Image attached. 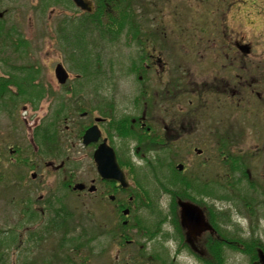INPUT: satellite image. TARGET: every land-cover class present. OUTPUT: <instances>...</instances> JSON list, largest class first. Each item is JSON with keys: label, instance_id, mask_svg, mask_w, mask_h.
I'll use <instances>...</instances> for the list:
<instances>
[{"label": "rangeland", "instance_id": "374dc122", "mask_svg": "<svg viewBox=\"0 0 264 264\" xmlns=\"http://www.w3.org/2000/svg\"><path fill=\"white\" fill-rule=\"evenodd\" d=\"M131 5L145 25L155 18L164 26V53L173 73L186 68L192 84L214 81L217 88L210 101L203 95L206 104L196 111L197 127L182 122L186 128L165 131L173 140L167 148L153 144L144 149L146 140L139 144L135 131L111 132L109 145L122 162L132 163L124 171L130 193L138 197L124 230L132 241L118 244V233L110 232L118 222L117 210L100 195L104 185L92 159L95 145H83L80 133L94 117L129 120L140 109L136 39L113 25L120 18L116 10H110L109 20H97L71 0H51L46 6L42 0H0V78L13 80L3 99L19 94V80L27 87L22 83L27 72L32 84L45 89L36 106L23 99L15 100V107L0 104V239L8 235L0 246L2 264H210L218 251L223 264H253L244 252L248 245L256 251L257 264H264V105L246 92L236 91L231 103L220 93L228 77L237 84L244 79L238 74L245 73V65L240 68L236 61L230 67L220 60L223 42L230 39L249 44L247 82L260 89L264 0H131ZM77 62L93 68L94 78L86 81ZM57 63L68 72L63 85L54 76ZM57 102L65 105L57 123L58 150L46 144L41 131ZM194 147L202 152L197 155ZM233 159L241 169L231 171ZM178 162L184 163L180 177L205 180L212 193L191 192L190 199L172 194L166 182L175 177L170 166ZM92 178L97 187L92 193H71L62 184L65 179L88 186ZM53 186L60 189L53 192ZM227 192L230 197L220 196ZM192 204L199 222L183 216V208Z\"/></svg>", "mask_w": 264, "mask_h": 264}, {"label": "flooded vegetation", "instance_id": "af4514ba", "mask_svg": "<svg viewBox=\"0 0 264 264\" xmlns=\"http://www.w3.org/2000/svg\"><path fill=\"white\" fill-rule=\"evenodd\" d=\"M135 13L138 15V33H141V35H138V38H141L142 40L137 43V55L134 62L137 64L136 69L139 72V84L143 83L135 91L137 97L140 95L142 105L140 109L138 108L136 110L134 117L129 119L130 127L139 134L146 136V138H144L146 142L143 144L148 145L154 142L158 145H169L170 143H173V140L165 135V131H171L177 127L186 128L187 126H184L182 122H188V125L192 124L197 127V121H195L197 117L196 111L199 107L203 108L204 106L205 100H203V95L206 94L209 100L210 97L216 95L214 88L216 89L217 86L214 85V81H211L208 85L203 84L201 87L197 86L198 82L196 81L192 84V79L188 72H186V68L182 69L179 67L176 69L177 73H173L172 68L170 67L172 61L164 53L166 50V43L168 42V34L164 29V26H159L161 22L155 18H153L148 25H145L139 20L142 14H138L137 10ZM117 29L121 30L122 28L120 29V27H117ZM214 41L215 39L212 37V46H215ZM243 43L244 42H239L236 39H230L226 43L223 42V46L225 45L226 49L222 50L224 55L222 59H220L222 63L227 62V65L232 67L231 65L236 61H239L240 68H243L245 65V73L243 75L238 74V77H244V79L239 81L241 84H237L232 76L228 77L229 83L228 85L221 87L220 93L231 103V100H233L231 97H233V94H235L236 91H238L239 95L246 92L245 95L247 98L251 96L259 97L261 98L262 105H264V59H260V66L258 65V68L260 67L259 77L261 79V86L258 90L251 87V81L247 82L248 75L250 76V73H247V71L250 70L251 67V61L248 58L250 47L247 53H242L241 45ZM236 53H239L240 57H236ZM224 83H227V80H224ZM230 84H232V87H229ZM240 87H243L245 90ZM137 106L138 104L135 105V107ZM105 119H108V123L105 122ZM116 119H118V117L110 115V118L101 117L99 122L100 124H106V127L101 130V132H103L102 137L104 139L102 140L107 144L112 140V138H109L112 136L110 135L112 133L108 131V125ZM89 124H92V122ZM114 133L115 134L113 135H117V132ZM216 142L219 141L217 140ZM140 143L141 141H139V144ZM39 144L42 145L40 142ZM116 150L117 149H115V153ZM116 156L117 159H120V155H117L116 153ZM63 165L64 164H62V167ZM126 174L128 173H125V176ZM92 180L94 181L92 178L90 179V182ZM99 181L102 184L101 186L104 185L100 195L105 196L107 202L110 205H113V208L117 210L118 222L115 224L114 230L118 233V238L123 239L126 243L129 241L131 242V239L126 238V235H124V230L129 225V216L132 211V206L134 202H138V197L128 191L129 186L123 188L115 180L99 179ZM71 184L72 183H69L68 186ZM84 184L86 183L84 182ZM52 188L53 192L60 189V187L57 186H53ZM85 189L86 186L79 192H84ZM124 210L128 211L127 214H123ZM134 226L137 228V223Z\"/></svg>", "mask_w": 264, "mask_h": 264}, {"label": "trees", "instance_id": "16d2710c", "mask_svg": "<svg viewBox=\"0 0 264 264\" xmlns=\"http://www.w3.org/2000/svg\"><path fill=\"white\" fill-rule=\"evenodd\" d=\"M43 1V5H47L51 0H42ZM95 3V10L93 13L91 14H85V16L93 18V19H97L99 20L100 18L102 19L103 17H107L109 20V17H112V15H109L110 12L112 10H116V12L118 13L117 15L120 17L113 25L114 26H122L123 32H125V34L128 35L129 39H136V42H141V38H138V35H141V33H138L139 29L137 28V26L139 25L138 23V15L135 13V10H133V7L131 5V0H94ZM111 10V11H110ZM116 16L114 15V18ZM85 21L80 20V27H85ZM1 25V24H0ZM82 30H84L82 28ZM133 64V63H132ZM75 65L80 69V71L83 73L82 77L86 78V81L89 82V80H91L92 78H94V76L91 78V75H95V73L93 72V68H89L90 66H87L85 64H81L80 62L75 63ZM81 65H84L81 66ZM136 63H135V67H136ZM86 68V69H85ZM88 70V71H87ZM34 71V70H33ZM87 71V72H86ZM29 78H26L25 82L22 81V83H27L28 85H26L27 87H23L21 86V82L19 80V82L17 83V87L19 94H13V96H8L5 100L3 99L4 95L7 92H10V88L9 85L10 83H13V80L10 79L9 77H4V78H0V104L3 105V108H8L9 106L15 107L16 106V101L15 100H28L31 101L32 100V104L34 106H36V103L39 101V99L43 96L45 89H43V87L37 85L32 84L31 80H32V75L31 73L27 72L26 73ZM85 81V80H84ZM95 83V82H94ZM30 87V88H28ZM32 98V99H31ZM61 106L59 107L58 106ZM58 106L54 111V114L52 115V120L48 121L46 124H44V126L42 127V136L45 140V142H47V145H51L52 149L55 147L56 148V144H55V139H56V132L58 131V126H57V122L60 119L59 115L61 110L63 109L62 107L65 106L62 102L58 103ZM63 112V111H62ZM130 123H128L126 118L120 117L116 120H114L112 123H109L108 125V131H112V132H117L119 134H121L122 136L126 135V132H131V131H135L132 128H130L128 125ZM38 141L39 138L41 140V137L38 136ZM139 138V141H143L144 138H146V136H143L142 134H139L138 132L135 131V138ZM42 143V141H40ZM156 143H152V144H142L143 148L145 149L146 147H149L150 145H153ZM54 146V147H53ZM61 147V145H60ZM54 148V149H55ZM58 150V148H56ZM225 162V160H224ZM123 165H129V167L132 166V163L129 162V160H126L123 162ZM229 166L231 171L234 170H238L241 169V164L239 161L233 159L229 162ZM134 169H132L133 171ZM170 171L174 172L175 177L172 178V180H168L166 183L171 184L173 188H170L173 192H171L172 194H176L178 195V197H180L181 199H190L191 192H199L200 193H212V188L209 186V183L207 181H203V180H199L196 176L194 177H180L179 176V172L176 171L173 167L170 166ZM241 172H244L243 169ZM227 185H220L218 184L219 188H224V190L227 189L226 187ZM160 187L162 189L168 190L169 188L167 187V185L165 183L160 182ZM175 190V191H174ZM181 192H186V195H183ZM228 193V192H227ZM224 193L223 195H220L221 197H230V193ZM190 197H189V195ZM174 195V196H176ZM237 196V195H234ZM220 198V197H219ZM244 200V199H243ZM241 200V201H243ZM175 201V200H174ZM244 202V201H243ZM172 204V203H171ZM170 204V206H171ZM173 214H175V203L173 202V208H172ZM164 217V215H163ZM140 223L137 222V225L139 226ZM147 234V233H146ZM8 235H5L4 239H0V246L5 242L7 239ZM13 235H10V239L13 240ZM251 240H256L255 238H252ZM250 241V240H249ZM10 242V241H8ZM251 242V241H250ZM61 245V244H60ZM219 246L222 245L218 244ZM252 245L257 246L258 242H255V244L253 243ZM1 248V247H0ZM244 252L247 253L248 259L250 261H252L253 264H257L258 263V257L256 255V251L254 249H251V247L248 245L247 249H244ZM264 252V251H263ZM220 252L218 251V256H216V258H212V261H210V264H223V260L222 257H220ZM215 255V254H214Z\"/></svg>", "mask_w": 264, "mask_h": 264}, {"label": "water", "instance_id": "95a60500", "mask_svg": "<svg viewBox=\"0 0 264 264\" xmlns=\"http://www.w3.org/2000/svg\"><path fill=\"white\" fill-rule=\"evenodd\" d=\"M72 1L76 6H78L82 10H86V11L92 10L91 3L88 0H72ZM248 49H249L248 45L246 44L241 45V50L243 52H247ZM54 75L59 83L65 82L68 77V73L61 63H57L54 66ZM99 135H100L99 129L97 128L96 124H93L88 128H86L85 131L83 132L82 143L88 144L90 142L97 141ZM93 159L96 164V170L101 178L116 180L122 185V187L127 186L124 174L116 161L114 151L105 142H101L98 144V146L93 152ZM177 167L178 169H182V164H178ZM32 175L34 176V174ZM83 187L84 184L81 182H76L73 185V189H82ZM94 189L95 186L93 184H91L88 187L89 191H93ZM184 204L185 203H183L182 205ZM183 211H184L183 216L185 215V213H187L188 217L191 215L192 217L194 216L193 218H195V220L198 219V216L195 213L196 212L195 208L193 206H190L189 208H183ZM123 213L124 214L127 213V210H124Z\"/></svg>", "mask_w": 264, "mask_h": 264}, {"label": "bare ground", "instance_id": "6f19581e", "mask_svg": "<svg viewBox=\"0 0 264 264\" xmlns=\"http://www.w3.org/2000/svg\"><path fill=\"white\" fill-rule=\"evenodd\" d=\"M126 183H127V186L126 187H124V188H127L128 186H129V182L126 180ZM63 184V186L67 189V185L65 184V183H62ZM129 191V190H128ZM130 192V191H129ZM72 193V192H71ZM79 193H83V192H79ZM147 193V192H146ZM115 230H110V232H114ZM109 232V231H108ZM107 231L105 232V234H107L108 233ZM101 234V233H100ZM113 239H115V238H113ZM115 242H117L118 244H123V239H115L114 240ZM126 243V242H125ZM128 243H130V241L128 242Z\"/></svg>", "mask_w": 264, "mask_h": 264}]
</instances>
